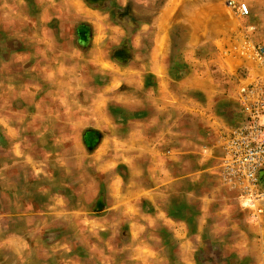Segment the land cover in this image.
Masks as SVG:
<instances>
[{
  "label": "rangeland",
  "instance_id": "1",
  "mask_svg": "<svg viewBox=\"0 0 264 264\" xmlns=\"http://www.w3.org/2000/svg\"><path fill=\"white\" fill-rule=\"evenodd\" d=\"M28 1L31 6H0L2 51L8 50L5 23L16 34L36 37L43 33L42 21L59 13L50 6L56 0ZM116 1L82 0L86 6H72L69 0V15L77 22L74 56L45 55L34 73L35 62L30 71L13 66V74L1 64L0 128L7 139L1 140L0 156L11 169L0 175V228L15 229L12 242L30 246L17 259L26 264H183L188 259L264 264V217L251 218L221 162L222 136L236 121L239 89L263 76L250 45L264 44V0L256 2L257 12L249 10L248 0H231L236 9L229 0H207L209 6H181L176 12L168 62L178 69L174 80L208 87L210 95L205 110L212 125L203 140L208 156L203 161L200 154L185 159L180 153L188 144L198 149L200 140L158 135L154 144V137L140 131V102L153 107V96L148 91L141 97L138 89L140 83L151 89L153 76H140L128 66L154 67L147 49L153 53L154 38L163 31L155 20L165 0H153L154 6H109ZM242 6L248 15L240 19L236 10ZM26 18H32L30 26ZM51 27L46 35L59 32ZM137 35L146 43L145 60L135 57ZM16 45L34 47L38 54L60 46ZM194 70L207 71L209 78ZM85 74L86 86L97 82L91 90L76 87ZM176 94L172 115L191 112L193 99L201 100L194 91ZM9 124L17 137L16 155H9ZM10 212L16 216L8 217ZM171 226L187 229V235H168ZM160 229L165 233L157 234ZM186 241L191 249L179 251ZM0 259H9V252L0 250Z\"/></svg>",
  "mask_w": 264,
  "mask_h": 264
},
{
  "label": "crops",
  "instance_id": "2",
  "mask_svg": "<svg viewBox=\"0 0 264 264\" xmlns=\"http://www.w3.org/2000/svg\"><path fill=\"white\" fill-rule=\"evenodd\" d=\"M259 0H248L249 3V10L251 12H257L258 7L256 6V2ZM69 0L66 2L65 0H56L52 3V6L54 10L59 11L58 14L54 18H50V20H43L42 21V30L43 33L40 36H27L22 34H16L14 33L13 28L11 27V24L5 23L4 26L8 29L9 34H7V37H5L6 42L8 43V50L1 49L0 46V72H1V64L3 67L8 69L9 74H13V66H17V68L25 67L26 69H29L30 66L32 67L34 64L32 62H35L34 69L32 70V73L36 72L37 68H42L43 66V60L45 59V55L49 56V54H52L55 57H61L62 55L66 56H74L77 51H75L73 48L76 44V38L72 32V30L77 25V22L75 18L72 15H69V13L73 10L72 8H69ZM31 3L28 0H0V6H9L11 9V6H31ZM83 4V5H82ZM154 6L153 0H118L116 2L109 3V6ZM37 6H40L39 4ZM56 6V7H55ZM72 6H86L82 2V0H72ZM163 6L156 15L157 20H155L160 26L163 27L162 33H159L156 35L153 41V47L154 51L152 54H150V50L147 49L150 57L154 59L153 68L147 69V65H141L143 63L140 62V64L136 63L134 65H129V70H140V76L151 74L152 77V83H151V89L147 87L144 88V84L140 83V96H144L146 92L151 91L150 94L153 96V107L145 106L146 104H141L142 107H140V131H142V136H149L155 140L154 144L156 143V137L159 136H165L167 138L173 139L176 138V136L181 135L185 136L186 138H189L190 140H200V145L196 143V145H199L196 148L190 147V144L186 145L184 149H181L182 154H185L187 159L188 156H194V155H201L202 160L206 159L208 156L206 153L204 154L203 150L207 148V146L203 145V140L205 137L209 136L211 133V123L209 121L210 114L207 112L206 104L210 102V95L206 93L205 91L208 90V87L203 86H196L197 84H188V82H183L184 84H180V82H177L174 80V78L177 76L178 69L175 68L172 70V65H169L168 62L170 61V36L174 33L173 28L177 24V11L182 9L181 6H209L207 3V0H165L161 5ZM53 10V11H54ZM174 15V17H173ZM27 17V12H26ZM168 18V20H167ZM32 23V18L27 19L25 26H30ZM52 24H55L57 26V29H59V32L55 35L48 34L46 35V32L49 31V28H52ZM165 26V27H164ZM136 45L134 48H136L135 57L138 59L145 60L146 56L143 53L144 48H146V43L144 42V39L142 36L137 35L136 36ZM36 38L37 40H33ZM50 42L54 45L60 44V46H56V49H54V52L49 51H43L40 54H38V51L34 47H29L28 45H16V44H26L28 42ZM61 47V48H59ZM150 47V46H149ZM148 47V48H149ZM44 55V56H42ZM63 56L61 57V59ZM66 58V57H65ZM33 59V61H30ZM70 59V58H69ZM193 60V57H192ZM73 63V62H71ZM32 64V65H31ZM68 65L70 63H67ZM111 66L109 63H105ZM23 65V66H22ZM112 67V66H111ZM197 76L200 78H205L207 75V71H197ZM206 73V74H204ZM87 74L85 76H82L78 80V84L76 87L83 88L84 90H91V88L96 87V84H92L93 86H86V82L89 81L86 79ZM27 83L32 84L31 79H26ZM177 82L176 84H174ZM182 83V82H181ZM132 85V84H131ZM183 89V90H181ZM177 91H194L199 93L201 96V100L198 101L197 99H193L192 103H195L192 105L191 112L172 115V110L175 108L174 103H177L176 100V92ZM164 101V102H162ZM163 106V107H162ZM166 107V108H165ZM161 109L167 110L162 111ZM1 121V119H0ZM10 123V120L8 121ZM167 124L168 127L165 129L162 127V124ZM142 124V126H141ZM145 124H147V128L145 129ZM151 124V125H150ZM11 128H14L12 125H8V138L10 140L9 143V155H16L17 152V144L18 142L16 133L11 130ZM164 129V131H163ZM162 132H165L164 135H160ZM210 132V133H209ZM12 133L14 134L13 136ZM6 134L1 132L0 128V150H1V144L2 139H7ZM12 137V139H11ZM191 137V138H190ZM176 147V145H175ZM174 152L175 148H174ZM179 153V154H180ZM180 155L176 156V158H179ZM183 158V157H182ZM170 165H172L170 163ZM176 166V165H174ZM172 167V166H171ZM11 169V164H2L1 156H0V175L4 174L6 171ZM8 217L16 216L15 213H9L7 215ZM171 221L172 216L170 217ZM175 219V218H174ZM185 231H181L179 228L175 227H169L166 233L168 235H174L177 236L178 234L184 233L187 235V229H184ZM27 233V232H26ZM155 233V232H154ZM157 234H162L165 232H162L160 229ZM6 234L9 236V238H6L5 240H0V250L8 251L9 252V259L2 260L0 259V264H26V259H17L18 258H24L26 256V248L30 246H22L15 242H12L11 236L16 235L17 232L15 229H4L0 228V235ZM27 245V244H26ZM181 246V250L185 249L189 251V248L191 249L189 243L186 241L183 244H179ZM24 251V253H22ZM11 253L14 254L16 257H11ZM180 257V255H179ZM182 259V258H181ZM180 260V259H179ZM182 261V260H180ZM183 264H198L196 260H184L182 261Z\"/></svg>",
  "mask_w": 264,
  "mask_h": 264
},
{
  "label": "built area",
  "instance_id": "3",
  "mask_svg": "<svg viewBox=\"0 0 264 264\" xmlns=\"http://www.w3.org/2000/svg\"><path fill=\"white\" fill-rule=\"evenodd\" d=\"M228 4L236 9L234 1ZM236 14L245 18L248 10L242 6ZM250 51L263 76L239 89L238 115L222 136L221 162L224 176L239 186L243 207L256 222L264 217V44L252 43Z\"/></svg>",
  "mask_w": 264,
  "mask_h": 264
}]
</instances>
